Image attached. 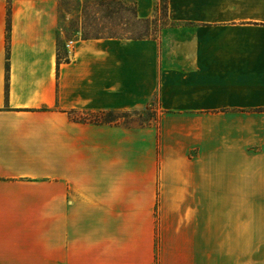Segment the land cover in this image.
<instances>
[{
    "label": "crops",
    "instance_id": "crops-1",
    "mask_svg": "<svg viewBox=\"0 0 264 264\" xmlns=\"http://www.w3.org/2000/svg\"><path fill=\"white\" fill-rule=\"evenodd\" d=\"M61 1L0 0V264H264V0H167L156 37L70 41Z\"/></svg>",
    "mask_w": 264,
    "mask_h": 264
},
{
    "label": "rangeland",
    "instance_id": "rangeland-1",
    "mask_svg": "<svg viewBox=\"0 0 264 264\" xmlns=\"http://www.w3.org/2000/svg\"><path fill=\"white\" fill-rule=\"evenodd\" d=\"M127 11L115 8L110 18L105 17L104 6L87 2L85 0H62L59 2L58 15L61 32L66 40L104 37L108 32L122 37H156L158 32L166 25L165 0H155V15L147 21H140L134 17L133 2L125 1ZM59 52L63 53V43L59 41ZM154 105L151 104L152 108ZM114 114V113H113ZM157 112L142 109L137 113L114 114L122 118L125 123H142L148 118L155 117ZM104 113L97 116H88L91 119H101ZM252 195V202H258V192ZM230 195V194H229ZM220 193V202H231V195ZM242 202V201H241ZM254 207V204H253ZM254 231V230H253ZM259 239H253L258 242Z\"/></svg>",
    "mask_w": 264,
    "mask_h": 264
},
{
    "label": "trees",
    "instance_id": "trees-1",
    "mask_svg": "<svg viewBox=\"0 0 264 264\" xmlns=\"http://www.w3.org/2000/svg\"><path fill=\"white\" fill-rule=\"evenodd\" d=\"M79 1V0H78ZM87 2H91L94 3L95 5H101L104 6L105 8V17L110 18V15L114 12L115 8H120L123 9V11H127V7L125 5V1L126 0H85ZM157 5H155V9H156ZM133 8H134V17L137 20L140 21H147L150 19H138L136 14H135V5L133 3ZM166 8H167V0H165V14H166ZM10 13V8L7 7V17L9 16ZM94 38H103V37H94ZM104 38H126V37H122V36H118L115 33H111L108 32L106 36H104ZM142 38H147V37H137V38H132L129 37L128 39H142ZM83 39H91V38H83ZM8 47H9V19L7 18V26H6V62H5V71L7 73L8 71V62H7V58H8ZM63 61H68V57L66 54V51L64 50L63 53L59 52V45H58V49H57V56H56V65L58 67L59 63L63 62ZM57 75V72H56ZM75 112L73 111H69L68 115L71 119L75 120V121H80V122H85V121H89L91 123H112L115 122L117 120V118H119L118 116H114V114L112 112H107L104 113V116L101 117V119H91V118H87V116H81L79 115V117H76ZM156 117V116H155ZM155 117H152L155 119Z\"/></svg>",
    "mask_w": 264,
    "mask_h": 264
},
{
    "label": "built area",
    "instance_id": "built-area-1",
    "mask_svg": "<svg viewBox=\"0 0 264 264\" xmlns=\"http://www.w3.org/2000/svg\"><path fill=\"white\" fill-rule=\"evenodd\" d=\"M69 44V43H68ZM66 47H67V45H66Z\"/></svg>",
    "mask_w": 264,
    "mask_h": 264
}]
</instances>
